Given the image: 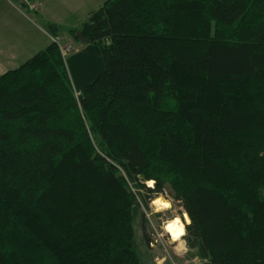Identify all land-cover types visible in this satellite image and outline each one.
Listing matches in <instances>:
<instances>
[{
  "label": "trees",
  "instance_id": "16d2710c",
  "mask_svg": "<svg viewBox=\"0 0 264 264\" xmlns=\"http://www.w3.org/2000/svg\"><path fill=\"white\" fill-rule=\"evenodd\" d=\"M59 27L0 73V264H143L168 187L190 259L264 264V0H105L67 58Z\"/></svg>",
  "mask_w": 264,
  "mask_h": 264
},
{
  "label": "rangeland",
  "instance_id": "374dc122",
  "mask_svg": "<svg viewBox=\"0 0 264 264\" xmlns=\"http://www.w3.org/2000/svg\"><path fill=\"white\" fill-rule=\"evenodd\" d=\"M1 2L0 60L4 58L6 62L10 57L16 58L14 62H9L11 63L9 68H14L47 45L49 36L46 33L48 25L52 21H56L60 26L59 36L56 40L61 46L60 50L62 49L63 56L67 58L71 53L77 51L81 47V43L75 40L71 29L79 27L88 13L97 9L105 0H45L44 5L47 3L46 15L42 17L34 14L33 20L26 17L7 0ZM147 185L150 186L148 183ZM132 188L136 190L134 185ZM158 197L162 202H169L170 207L160 208L154 205L153 201ZM142 214L146 219L145 227L142 224ZM184 214L183 207L179 201L173 198L169 187L163 195L155 196L148 206L141 204L139 207H135L134 223L137 250L143 264L201 263L197 257L190 259L189 248L184 239L185 233L179 238H173L165 229L166 223L172 218H177L184 229L187 222L190 221H187ZM147 239H150V242Z\"/></svg>",
  "mask_w": 264,
  "mask_h": 264
},
{
  "label": "bare ground",
  "instance_id": "6f19581e",
  "mask_svg": "<svg viewBox=\"0 0 264 264\" xmlns=\"http://www.w3.org/2000/svg\"><path fill=\"white\" fill-rule=\"evenodd\" d=\"M148 184L152 185V181H148ZM153 204L159 206L160 208L170 207L169 202H162L159 197L153 201ZM186 219L187 221H189V218L187 216ZM165 229L172 235L173 238H179L185 233V230L183 229V227H181L177 218H172L169 222H167L165 225Z\"/></svg>",
  "mask_w": 264,
  "mask_h": 264
},
{
  "label": "built area",
  "instance_id": "2783aa9c",
  "mask_svg": "<svg viewBox=\"0 0 264 264\" xmlns=\"http://www.w3.org/2000/svg\"><path fill=\"white\" fill-rule=\"evenodd\" d=\"M8 1L13 6H15L17 9H19L26 17H28L31 20H33L32 16L34 14H37L41 8V2L39 0H8ZM24 11H26V12H24ZM60 48H61V46H60ZM65 49H66V47H65Z\"/></svg>",
  "mask_w": 264,
  "mask_h": 264
},
{
  "label": "crops",
  "instance_id": "0c3cea01",
  "mask_svg": "<svg viewBox=\"0 0 264 264\" xmlns=\"http://www.w3.org/2000/svg\"><path fill=\"white\" fill-rule=\"evenodd\" d=\"M2 0H0V4L2 3L1 2ZM3 1H5V0H3ZM8 1V0H7ZM40 2H41V8H40V10L38 11V13H37V15H41L42 17H44L45 15H46V4L44 5V3H45V0H39ZM9 2V1H8ZM101 6V5H100ZM99 6V7H100ZM95 10V9H94ZM91 11H93V10H91ZM90 11V12H91ZM89 12V13H90ZM88 13V14H89ZM52 23H56V21H52ZM57 24V23H56ZM59 25V24H58ZM48 36H49V42L47 43V45L51 42V40L53 39V37L49 34V32L47 31V33H46ZM46 45V46H47ZM45 46V47H46ZM44 47V48H45ZM44 48H42V49H44ZM42 49H40V50H42ZM39 50V51H40ZM34 55V54H33ZM31 57V56H30ZM16 60V58H13V57H10L9 58V60H7L6 62H5V60H4V58H2L1 60H0V73H4V72H6L7 70H9V69H14V68H16V67H18V66H16V67H14V68H9V64H11L12 62H14ZM11 61V63H9Z\"/></svg>",
  "mask_w": 264,
  "mask_h": 264
},
{
  "label": "water",
  "instance_id": "95a60500",
  "mask_svg": "<svg viewBox=\"0 0 264 264\" xmlns=\"http://www.w3.org/2000/svg\"><path fill=\"white\" fill-rule=\"evenodd\" d=\"M77 34L82 38V39H84V37L82 36V34H81V31H77ZM184 216L186 217H188L189 218V216H188V214L187 213H185L184 214ZM189 220H190V218H189ZM190 222V221H189ZM189 222H187V223H189ZM186 230V229H185Z\"/></svg>",
  "mask_w": 264,
  "mask_h": 264
}]
</instances>
